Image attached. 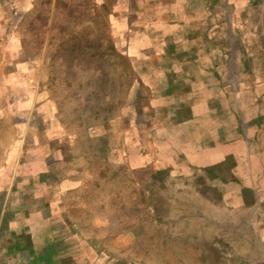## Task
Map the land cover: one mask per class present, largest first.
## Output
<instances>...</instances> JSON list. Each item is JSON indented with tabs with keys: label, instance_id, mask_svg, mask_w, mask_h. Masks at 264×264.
<instances>
[{
	"label": "rangeland",
	"instance_id": "rangeland-1",
	"mask_svg": "<svg viewBox=\"0 0 264 264\" xmlns=\"http://www.w3.org/2000/svg\"><path fill=\"white\" fill-rule=\"evenodd\" d=\"M174 1L0 0V264H264V0H206L191 45L259 110L223 178L154 143L181 115L128 55Z\"/></svg>",
	"mask_w": 264,
	"mask_h": 264
},
{
	"label": "crops",
	"instance_id": "crops-1",
	"mask_svg": "<svg viewBox=\"0 0 264 264\" xmlns=\"http://www.w3.org/2000/svg\"><path fill=\"white\" fill-rule=\"evenodd\" d=\"M208 4L211 3L206 0H175L172 6L158 12V16L147 13L150 9H140L143 25L132 32L128 55L134 66L149 69L141 81L160 83L157 90L163 93L154 105L161 108L159 113L181 115L180 120L173 118V125L160 129L168 130L166 138L159 140V134H156L154 143L204 146L202 160L194 156L185 164L192 163L197 167L203 162L204 170L221 174L222 178L246 177L247 166L237 153L240 146L246 145L245 129L250 127L249 130H253L258 126L259 110L258 107L245 106L247 102L243 98L237 99L240 96L238 91L232 93L229 90L224 69L214 56L208 52H196L191 47L196 44L193 39L202 32L199 24H202V18L207 19ZM156 19H161V23ZM155 32L164 33L166 39L172 34L181 35L185 48L180 47L178 41L156 47ZM206 93L210 94L209 100ZM170 120L163 119L162 122ZM200 137L204 140L199 141Z\"/></svg>",
	"mask_w": 264,
	"mask_h": 264
},
{
	"label": "bare ground",
	"instance_id": "bare-ground-1",
	"mask_svg": "<svg viewBox=\"0 0 264 264\" xmlns=\"http://www.w3.org/2000/svg\"><path fill=\"white\" fill-rule=\"evenodd\" d=\"M137 52V51H136ZM141 54V53H140ZM137 55V54H136Z\"/></svg>",
	"mask_w": 264,
	"mask_h": 264
}]
</instances>
